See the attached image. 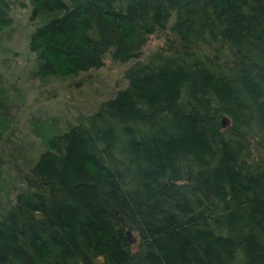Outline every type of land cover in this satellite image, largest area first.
I'll list each match as a JSON object with an SVG mask.
<instances>
[{
  "label": "trees",
  "instance_id": "trees-1",
  "mask_svg": "<svg viewBox=\"0 0 264 264\" xmlns=\"http://www.w3.org/2000/svg\"><path fill=\"white\" fill-rule=\"evenodd\" d=\"M17 9L36 77L127 84L32 155L0 81V264H264V0H0V42Z\"/></svg>",
  "mask_w": 264,
  "mask_h": 264
},
{
  "label": "rangeland",
  "instance_id": "rangeland-1",
  "mask_svg": "<svg viewBox=\"0 0 264 264\" xmlns=\"http://www.w3.org/2000/svg\"><path fill=\"white\" fill-rule=\"evenodd\" d=\"M26 13L25 9H17L11 38L0 42V81L7 95V101H3L14 115L10 124L22 137L17 143L34 155L44 149V139L50 135L45 128L53 123V132L65 129L94 113L102 101L125 86L127 64L114 63L108 57L104 67L71 79H39L34 56L27 46ZM164 42L163 37L152 36L144 52L149 54ZM0 164L7 166L3 157Z\"/></svg>",
  "mask_w": 264,
  "mask_h": 264
},
{
  "label": "water",
  "instance_id": "water-1",
  "mask_svg": "<svg viewBox=\"0 0 264 264\" xmlns=\"http://www.w3.org/2000/svg\"><path fill=\"white\" fill-rule=\"evenodd\" d=\"M127 235L129 236V238H131V231H127Z\"/></svg>",
  "mask_w": 264,
  "mask_h": 264
}]
</instances>
